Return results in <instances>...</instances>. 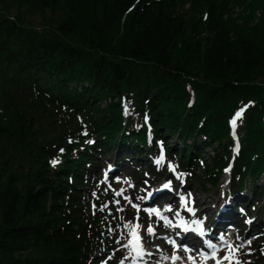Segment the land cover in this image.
<instances>
[{
    "label": "trees",
    "instance_id": "trees-1",
    "mask_svg": "<svg viewBox=\"0 0 264 264\" xmlns=\"http://www.w3.org/2000/svg\"><path fill=\"white\" fill-rule=\"evenodd\" d=\"M255 4L0 0V264H114L111 220L91 207L107 163L156 178L171 163L183 190L250 187L245 209L262 210Z\"/></svg>",
    "mask_w": 264,
    "mask_h": 264
},
{
    "label": "rangeland",
    "instance_id": "rangeland-1",
    "mask_svg": "<svg viewBox=\"0 0 264 264\" xmlns=\"http://www.w3.org/2000/svg\"><path fill=\"white\" fill-rule=\"evenodd\" d=\"M250 2L255 4L257 0H250ZM260 4L261 2L255 5L262 7ZM233 10L235 11H233L232 16H235L238 12V6H234ZM262 10V8L260 10H256V16L260 17ZM249 24L252 25L254 22ZM120 153L128 154V156H130V153L125 149H120L115 155L119 156ZM157 161H160L159 163H156L158 166L163 162L162 159H157ZM122 164L127 168L124 163ZM101 167L102 183L97 185L98 188L93 191L91 197V207L95 206V211L104 215L106 214L111 220L108 230L111 236H114L116 250L115 252L107 255V259L110 263L139 264V262H142L141 264H154V261L160 259V261L164 260L165 264H168V258L171 254H173L172 252L175 251V248L169 244V241L171 240L167 239L166 236H168L172 231L175 235L178 234L176 229L172 230L173 225L176 222L173 220V222L169 225H165L162 219L157 218L152 214V208H149L150 205L146 206V198L148 195L152 196L156 188L161 186L163 180L165 179L163 174L171 172L175 176L172 190L176 191V196L172 197V194H170L171 190H168L161 197L164 209L167 211V209L171 207V211L168 216L163 214V217L168 218V220L169 218H176L178 217L176 213L179 210L186 215H192L191 218L195 214H198L204 218L209 229V233H212V235L216 234V227L221 229V232L226 231L225 233L220 234L223 237L222 242H230L233 244L231 249H229L230 246H225V250L220 252V258H223L226 254H228L231 257V261L236 262L238 260L240 264H264V206H262V210H257V208H255L247 211L244 207V203L242 202L245 198L246 200L252 199V195L249 193L250 187L244 189V193L236 195V198H227V188L222 186V180L219 181V186L217 185L218 187H215L217 188L215 190L202 191L195 184H191V186L186 187L183 190L181 186L184 180V174L177 171L171 163L163 165L164 171L159 170L157 178L147 176L140 177L139 174H135L132 169L120 170L116 177L111 178L110 173L107 171L108 166L105 165ZM161 168L162 166H159V169ZM227 176L228 173H223L221 175V179H224ZM263 180L264 176L259 179L258 184L263 183ZM121 189L124 190L122 195L116 196L115 192ZM181 195L187 198V206L194 209V215L189 213L184 207H181ZM124 197H129L132 203L126 201ZM117 200L119 201L118 204L116 203ZM132 204L139 206V212H137V209L134 208ZM220 204H225L229 210L228 214L220 213L218 211ZM105 205H107V207H105ZM118 209H123V211H119ZM149 212H151V215H149ZM223 214L226 215V217L227 215L229 216L228 221H226L223 226L215 227V220L224 216ZM137 216L139 217L138 221L136 219ZM126 223L129 224L128 228L124 227ZM137 223L139 224V228H136ZM149 225L154 228V235H148L146 233V229ZM133 230L138 233L144 243L149 245V247L144 246L147 253H151V255L146 257V260H135L130 253V246L127 248L122 246L128 244V241L131 238L130 233ZM217 243L219 244L218 241ZM198 247L201 249V245ZM188 249L196 255L191 254L194 258V262L192 263L186 254V258L180 254V260H176L175 262L178 264H197L199 258L197 255L200 253L197 246L194 245L192 248ZM165 257L168 258L166 259ZM235 262H232V264H235ZM207 263L215 264V260L213 261L208 259ZM229 263L230 261H223V264ZM100 264H104V261Z\"/></svg>",
    "mask_w": 264,
    "mask_h": 264
},
{
    "label": "snow or ice",
    "instance_id": "snow-or-ice-1",
    "mask_svg": "<svg viewBox=\"0 0 264 264\" xmlns=\"http://www.w3.org/2000/svg\"><path fill=\"white\" fill-rule=\"evenodd\" d=\"M240 114H241V113H237V116H239ZM234 123H235V120H233V124H234ZM159 162H160V161H157V163H159ZM53 163H56V161H53ZM226 171H227V169H226ZM164 187H165V188L170 187V182H169L168 184H165ZM123 191H124V190L121 189V190L115 192V195H116V196H121L122 193H123ZM189 196H190V194H189ZM124 199H125L126 201H128L129 203H132V201H131V199H130L129 197H124ZM180 200H181V204H182V206H183V207H184L189 213H192V214L194 215V209H193V208H190V207L187 206V199H186L184 196H181V197H180ZM116 203L118 204L119 201L117 200ZM132 206H133L134 208L137 209V212H139V206H138V205H136V204H132ZM105 207H107V205H105ZM102 210H103V209H102ZM118 210H119V211H123V209H118ZM168 210H171V209H168ZM155 214H156L158 217H160V219H162V220L164 221L165 225H169V224L171 223V221H169L168 218L163 217L162 214H161L158 210H156V213H155ZM149 215H151V212H149ZM176 215L179 216V212H177ZM136 219H137V221H138V220H139V217L137 216ZM183 224H184V221L181 220V225H183ZM124 227H125V228H128V227H129V224L126 223V224L124 225ZM136 228H139V224H138V223H137V225H136ZM185 231H188V229L185 228ZM146 233H147L148 235H154V234H155V230H154V228H153L151 225H149V226L147 227V229H146ZM200 235H203V232H201ZM130 237H131V238L129 239L128 244H127V245H122L123 247H126V248H127V247H129V246H132V247L134 248V250L137 251V253H138L139 255H145V254H146V255H151V253H145V252H144V250H143V246H142V242H141V238L139 237L138 233H137L135 230H133V231L130 233ZM220 239H223V237H221ZM170 243L175 244L174 241H170ZM204 243L206 244L207 248L212 249L211 253L205 252L203 249L200 250V255H202V256L204 257L205 260H207V259H214V260H215V264H223V261H231V257H230V255L226 254V255L223 257V259H221V258L217 255L218 249H216L215 245L211 244V243L208 242V241H205ZM176 247H177V249H179V248L181 247V245H176ZM237 250H238V248H237ZM184 251L188 253V259H189L190 261H193V262H194V258H193L192 255H191V250L188 249L187 247H184ZM165 258L167 259L168 257H165ZM171 259H172L173 261H175V260L180 259V257H179L178 255H173V256L171 257ZM235 264H240V262L237 260V261L235 262Z\"/></svg>",
    "mask_w": 264,
    "mask_h": 264
},
{
    "label": "bare ground",
    "instance_id": "bare-ground-1",
    "mask_svg": "<svg viewBox=\"0 0 264 264\" xmlns=\"http://www.w3.org/2000/svg\"><path fill=\"white\" fill-rule=\"evenodd\" d=\"M157 194H158V191H155V192H153V195L152 196H149L148 195V197L146 198V202H154L155 201V199H156V197H157ZM220 207L218 208V211L220 212V213H225V214H228V212H229V210H228V208L225 206V204H220L219 205ZM224 215V214H223ZM226 221H228V218L226 217V215H224V216H222L221 218L219 217V218H217L216 220H215V226H223V224H225V222ZM179 224H181V222H178L177 223V225H179ZM198 263L199 264H208L207 263V260H205L204 259V257L202 256V255H200V254H198ZM201 261V262H200ZM192 263H193V261H192ZM197 263V264H198ZM160 264H165V261H161V263ZM168 264H178L177 262H169L168 261ZM185 264V263H184Z\"/></svg>",
    "mask_w": 264,
    "mask_h": 264
}]
</instances>
